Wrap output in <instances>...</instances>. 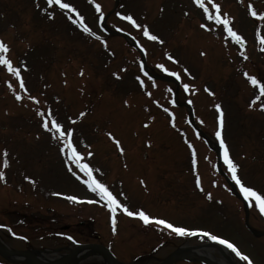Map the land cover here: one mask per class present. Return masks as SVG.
<instances>
[{"label": "rangeland", "instance_id": "obj_1", "mask_svg": "<svg viewBox=\"0 0 264 264\" xmlns=\"http://www.w3.org/2000/svg\"><path fill=\"white\" fill-rule=\"evenodd\" d=\"M63 2L77 11L46 0H0V41L9 46L7 56L21 69L25 85L21 89L20 80L0 66V171L5 174L0 179V240L18 249L63 246L56 252L64 255L78 242H99L122 264H157L180 246H198L210 249L216 258L225 259L226 253L236 264H246L208 237L145 225L119 210L113 231L105 202H87L99 197L77 178L83 174L75 165L66 163L61 141L42 127L43 117L37 112L51 109L65 129L74 130L72 140L83 161L100 170L94 175L114 194H124L118 199L130 210L142 209L177 227L206 230L234 243L253 264H264V215L243 195L236 197L229 181L213 172L220 156V167L228 175L222 153L218 156L216 150L218 103L223 113L221 136L239 166V177L245 186L264 193V98L260 84L252 85L244 75L264 82V45L257 37L258 28L264 36V19L249 14V0H211L244 37L242 50L221 26L206 19L194 0H118L114 9L115 0H95L103 16L92 0ZM203 2L211 10L210 0ZM251 3L264 11V0ZM77 13L90 33L73 22ZM129 14L159 39H148L142 28L122 19ZM105 28L132 35L139 49ZM174 97L179 106L171 103ZM109 132L120 141L122 153ZM0 264L11 263L0 255ZM72 264L105 261L93 250Z\"/></svg>", "mask_w": 264, "mask_h": 264}, {"label": "snow or ice", "instance_id": "obj_2", "mask_svg": "<svg viewBox=\"0 0 264 264\" xmlns=\"http://www.w3.org/2000/svg\"><path fill=\"white\" fill-rule=\"evenodd\" d=\"M94 3L95 10L100 13L101 16H103V12L101 11V6L99 3H95V0H92ZM211 2V0H210ZM46 3L48 5H58L60 9L63 10H69L71 12H76V8L71 3L63 2V0H46ZM194 3L200 7L203 11V14L205 15L206 19L208 21H213L216 25H219L222 27V30L224 33L227 34L228 37H230L233 41L237 42L241 48L244 46V37L240 34H238L237 31H234L233 27L231 26L232 18L227 13H221L220 11V5L211 2V10L209 6H206V4L203 2V0H194ZM247 11L252 17H256L258 19H264V11H257L254 6L251 3V0H249V3L247 5ZM49 15V18L52 17V13H46ZM118 16H121L120 13H117ZM69 19H72V17H68ZM122 19L131 22V24L136 28H142L143 35L147 37L150 40L157 41L159 39L158 36L152 34L148 28L147 25H140L136 22L135 19L129 14V15H123ZM74 23H78L79 27L82 28L83 32L90 33L91 29L83 22V17L79 16V13H77V18L73 21ZM201 27H207V25L202 24ZM92 35H95V33H91ZM257 37L260 40V43L264 45V36L260 35V29H257ZM9 52V46L4 43L3 41H0V66H6L7 70L14 74L17 79L20 80L19 87L21 89L25 88L24 82L21 79V69L19 67H13L12 61L8 58L7 53ZM167 58L169 60H173V57L170 56L167 52L165 53ZM203 55V53H201ZM161 69H163L165 72L168 71V69L163 65H159ZM187 72V69L184 70ZM81 74H83V71L81 70ZM172 76H175L177 79H179V74L176 72L170 73ZM114 76L118 75L116 73L113 74ZM244 75L250 80L252 85L260 84V93L261 98H264V82H261L258 80L256 76H251L247 72L244 73ZM137 80L140 81L141 87H143V81L140 80V77H137ZM11 87V85H9ZM185 91L189 89V85H184ZM208 91V89H205ZM16 99H20V93H15ZM32 100H36V97H30ZM191 103V101H189ZM127 103V101H125ZM262 109H264V104L260 105ZM251 107V104H250ZM216 110L220 113V116H218V123L219 127L216 130V137L220 140V148L223 158V163L227 167L228 172L231 174V179L235 182V184L239 187L240 193L243 195L244 200L249 201L250 204H254V206L259 209L260 213L264 215V193L261 191L256 190L255 188L251 186H245V184L242 182L241 178L238 175V165L233 161L229 154L228 147L226 143L224 142L222 136H221V128H222V116L223 113L221 111L220 105L217 103L215 105ZM37 114L42 119V127L50 132L52 134L53 139H57L61 141L60 145V151L62 153H65L67 156L66 163H70L75 165V168L79 170V173L83 174V177L77 176L78 179H82L83 184L87 186V188L94 194H96L99 197L98 201H91L88 200V203H98L100 201L105 202L107 208L110 210V213L112 214L111 223L113 225V231H115V225H116V212L122 211L124 214H126L129 217H136L139 218L145 225L149 224L150 222H155L158 225H162L167 227L168 229H171L175 233L179 235H202L204 237H208L212 241H216L221 245L226 246L228 249H230L235 255L240 259V261L246 262V264H253L250 257L243 252H241L238 247L230 242L227 239H224L220 236L213 235L207 231H203L200 229H188L184 227H177L173 224L169 223L168 221L164 219H159L156 217L149 216L144 210H136L132 211L129 209V206L126 203H122L120 199H118V196H123V193H116L114 194L110 188L102 182L101 179L97 178L96 175H94V172H99V169H93L90 167L89 163H86L83 161L82 153L77 150L76 146L73 143L72 137L74 130L69 127L67 129L64 128V126L58 122L57 117L52 113L51 109L47 111V113L43 111H38ZM85 115L84 112L79 113L80 117H83ZM74 123V121H73ZM174 126V124H173ZM110 139L113 140V142L116 144L117 149L122 153L123 148L120 145V141L117 140L112 134L109 132L107 133ZM191 147V145H189ZM4 154H7V150H3ZM92 153L88 152L87 156H91ZM4 164L7 165V160L4 161ZM193 165L195 166V154L193 153ZM69 171H72V168L69 167ZM74 175H77L76 172H73ZM4 172L0 171V179L4 178ZM25 179H30L29 177H25ZM143 183V181H141ZM196 186L200 188V179L197 176L196 178ZM202 190V189H201ZM56 195H61L60 193H56ZM209 199H211V194H208ZM68 200L73 202H79L80 198L77 196H68ZM71 239V237H69Z\"/></svg>", "mask_w": 264, "mask_h": 264}, {"label": "water", "instance_id": "obj_3", "mask_svg": "<svg viewBox=\"0 0 264 264\" xmlns=\"http://www.w3.org/2000/svg\"><path fill=\"white\" fill-rule=\"evenodd\" d=\"M90 248L97 249L100 252H102L104 256H106V259L108 260V264H120V262L114 256V254L107 247L99 245V244H80L76 248L71 249L70 253L63 255L59 258H50V259L41 260L39 259L38 256L33 254V252H31L30 250L10 249L5 244L0 242V253L1 254L5 256H7L8 254H18V255L29 258L30 260L29 263H32V264H69L72 262V255L74 251L78 249H90ZM192 257L198 258L206 264H222V263H217L205 256L196 254L189 248H179L175 250L174 252L169 254L167 257L163 258L158 264H172L174 261L178 259L192 258ZM18 259L20 261H23L22 258H18Z\"/></svg>", "mask_w": 264, "mask_h": 264}, {"label": "bare ground", "instance_id": "obj_4", "mask_svg": "<svg viewBox=\"0 0 264 264\" xmlns=\"http://www.w3.org/2000/svg\"><path fill=\"white\" fill-rule=\"evenodd\" d=\"M186 247V246H184ZM220 249L223 251V252H228V249L225 248L224 245H221L219 246ZM194 252L196 254H202V255H205V257L213 260V261H216L217 263H222V264H235L232 259H231V256H229L228 254L225 253V257L226 259H219V258H216L210 251V249L208 248H197V249H193ZM31 252H33V254H35L36 256H38L40 259H46V258H49V257H53V256H56V252H52V251H45V252H40V251H37V250H32ZM91 252L90 251H83V252H77L76 253V262H79L82 258L86 257V256H89ZM11 257L13 259H18L19 256L21 255H18V254H10Z\"/></svg>", "mask_w": 264, "mask_h": 264}]
</instances>
